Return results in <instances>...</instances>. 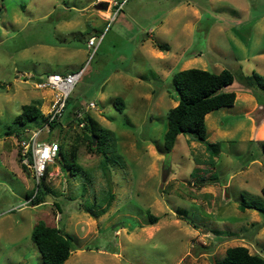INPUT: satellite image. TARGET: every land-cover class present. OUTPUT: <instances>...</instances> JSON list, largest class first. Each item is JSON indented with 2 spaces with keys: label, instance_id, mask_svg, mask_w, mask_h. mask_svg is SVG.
<instances>
[{
  "label": "rangeland",
  "instance_id": "374dc122",
  "mask_svg": "<svg viewBox=\"0 0 264 264\" xmlns=\"http://www.w3.org/2000/svg\"><path fill=\"white\" fill-rule=\"evenodd\" d=\"M183 1L198 14L190 30L183 27L194 16L187 7L168 12ZM110 3L0 0V264H44L30 238L39 220L72 236L63 264H213L238 245L264 258V214L238 208L264 204V91L253 95L242 78L255 72L264 79V0ZM105 10L111 19L98 18ZM90 36L99 40L94 53ZM186 68L234 74L227 88L234 104L205 116L214 152L184 135L164 148L166 112L177 102L171 78ZM78 70L69 117L66 110L61 129L43 137L62 142L69 155L83 130L76 118L98 122L114 194L104 213L99 154L79 147L83 173L76 176L49 162L39 183L46 201L31 205L36 184L18 160V137L8 133L23 104L38 100L47 113L52 92L36 88L35 79ZM148 212L158 221L150 224Z\"/></svg>",
  "mask_w": 264,
  "mask_h": 264
},
{
  "label": "trees",
  "instance_id": "16d2710c",
  "mask_svg": "<svg viewBox=\"0 0 264 264\" xmlns=\"http://www.w3.org/2000/svg\"><path fill=\"white\" fill-rule=\"evenodd\" d=\"M157 46L162 49L160 44H157ZM242 78L244 88L249 90L253 95L256 90L264 91V79L257 73L252 72L250 75ZM233 82L234 74L227 68H223L219 72H211L200 68H186L175 72L172 75L170 86L177 93V102L175 106L169 108L166 112L167 124L163 134L164 148L170 151L175 144L177 136L184 135L188 136L191 140L199 141L210 152H214L215 146L206 138L205 116L214 109L230 107L234 104L236 93L234 90L227 89ZM120 106L123 107L122 101ZM39 107L40 103L38 100L23 104L20 112L15 115L11 125L8 126V133L16 134L18 139H20V137L24 136L25 127H39L43 125L47 121V118ZM66 110L65 116L67 118L70 112L67 103ZM76 119L75 124L77 126L81 121L84 122V126H82L83 130L81 133L73 139L75 146L71 144L68 151L69 155H67L63 143L59 142L57 154L53 161L57 163L56 165L61 171L71 176H76L83 173V168L76 162L77 149L79 147L85 146L88 152L100 155V168L106 184V188L104 187L105 189L102 190L104 198L100 201V205H102L100 213H104L109 208L114 197L109 168L107 166L108 151L105 148V136L100 131L98 122L89 115ZM36 120H39L41 123H35ZM48 125L49 131H53L55 128L61 129L60 120L50 121ZM258 126V123L255 124L256 128ZM92 136L96 137L94 144ZM260 146L264 152V140ZM17 154L20 162L19 150ZM20 165L26 169L21 163ZM48 169L49 167L47 166L45 175ZM260 192L264 197V185L261 187ZM30 196L31 205H38L46 201L45 191L39 184L34 186ZM238 208L242 211L245 208H254L264 214V204L241 202L238 204ZM87 211L91 212V209ZM148 219L149 223L153 224L159 218L148 212ZM30 238L37 246L44 264H63L73 250L72 236L60 227L47 225L42 220L37 221L33 225ZM213 264H264V258L258 254H251L245 246L238 245L226 248L224 255L220 259L215 260Z\"/></svg>",
  "mask_w": 264,
  "mask_h": 264
},
{
  "label": "built area",
  "instance_id": "2783aa9c",
  "mask_svg": "<svg viewBox=\"0 0 264 264\" xmlns=\"http://www.w3.org/2000/svg\"><path fill=\"white\" fill-rule=\"evenodd\" d=\"M114 5L115 3H112V6ZM112 17L113 14L108 19ZM98 44L99 40L94 36H90L86 45L87 48H92V53H94ZM80 74L81 70L64 74L51 73L45 75L43 78H39V81L36 79L33 81L36 88L49 89L52 92L49 109L45 114L47 121L39 127L26 130L24 136L17 140L19 143L20 163L29 170L35 184H39L44 178L47 164L54 160L58 150V143L56 141L46 140L43 134L49 131L48 123L50 121L60 120L63 117L67 99ZM88 106L94 107V103L89 102ZM78 113L77 115H80ZM79 117L81 118V116ZM79 126H84V122H79Z\"/></svg>",
  "mask_w": 264,
  "mask_h": 264
},
{
  "label": "crops",
  "instance_id": "0c3cea01",
  "mask_svg": "<svg viewBox=\"0 0 264 264\" xmlns=\"http://www.w3.org/2000/svg\"><path fill=\"white\" fill-rule=\"evenodd\" d=\"M96 1H98V0H96ZM107 2L108 3H110V0H107ZM98 5H100V6H102V7H104L103 6V2H99V3H97ZM97 4H95V5H97ZM111 4V3H110ZM185 5V6H184ZM180 7H183V8H185V7H187L188 9H189V11L191 12V13H193V18L192 19H189V20H187L185 23H184V28H188L189 30H190V28H191V25H192V20H197L198 19V14H197V10H196V8H193V6H191V3H189L188 1H183V2H179V3H176L175 5H173L170 9H169V13L170 12H177L178 11V9L180 8ZM110 15H109V13L107 12V10H105V11H102V13H101V16H98V18H104V19H106V18H108ZM155 46H156V48L157 49H160L158 46H157V43H155L154 44ZM161 45V44H160ZM162 46V45H161ZM160 50H162V49H160ZM155 56L156 57H158V58H160V57H163V54H161V52H159V51H155Z\"/></svg>",
  "mask_w": 264,
  "mask_h": 264
},
{
  "label": "water",
  "instance_id": "95a60500",
  "mask_svg": "<svg viewBox=\"0 0 264 264\" xmlns=\"http://www.w3.org/2000/svg\"><path fill=\"white\" fill-rule=\"evenodd\" d=\"M103 4H104V6L107 5L106 2H103ZM36 80L39 81V78L36 79ZM95 140H96V137L95 136H92V142H93V144L95 143Z\"/></svg>",
  "mask_w": 264,
  "mask_h": 264
}]
</instances>
